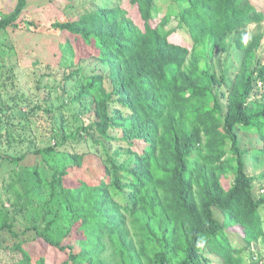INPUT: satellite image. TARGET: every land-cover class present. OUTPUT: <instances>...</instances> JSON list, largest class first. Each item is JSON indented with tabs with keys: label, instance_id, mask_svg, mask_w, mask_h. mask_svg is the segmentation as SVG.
<instances>
[{
	"label": "rangeland",
	"instance_id": "374dc122",
	"mask_svg": "<svg viewBox=\"0 0 264 264\" xmlns=\"http://www.w3.org/2000/svg\"><path fill=\"white\" fill-rule=\"evenodd\" d=\"M18 1L0 0V22ZM216 3L27 0L0 30V264L184 258L205 201L235 187L224 127L247 86L245 114L264 109V0ZM254 121L234 130L261 200L264 120ZM211 209L222 248L208 244L196 264H264V206L246 217L241 204L231 229Z\"/></svg>",
	"mask_w": 264,
	"mask_h": 264
},
{
	"label": "trees",
	"instance_id": "16d2710c",
	"mask_svg": "<svg viewBox=\"0 0 264 264\" xmlns=\"http://www.w3.org/2000/svg\"><path fill=\"white\" fill-rule=\"evenodd\" d=\"M238 1L240 0H216V4L225 5L226 7H228L226 9H237ZM26 2L27 0L18 1L16 12L11 17H8L0 22V30L12 23L23 12L24 8L26 7ZM255 8L257 9L256 6ZM203 10L204 9H201V11ZM261 12L264 14V10H261ZM261 12L260 14H262ZM234 16H236V12L234 10L230 11V19ZM230 19L228 20V22H230L229 24H233ZM192 29H195V25H192ZM229 31L230 29L226 28V32L228 33ZM135 80L137 81L138 79ZM250 91L251 89L247 86L245 94L239 97L235 105L234 115L231 118H227L226 125L224 127V132L230 137L233 142V151L237 160V178L235 187L232 189L225 200H222L220 196L212 195L205 201L203 207L204 216L199 217L195 220V226L191 230V240L185 247V256L181 261L175 264H196L198 262L196 253L205 251L212 243L213 244L211 245V247L215 248L217 251L219 248H222L219 240L223 237L225 225L218 219L214 218L213 211L211 209L213 206L222 210V212L225 214V223L230 229L237 227L236 218L241 214V204H243L252 213L251 215H246V217L254 216L253 214L257 213L258 209L261 206H264V198L258 200L254 197V194L252 192L250 181L248 180L247 174L245 172L247 157L240 149V141L236 135V131L234 130L235 126L237 125L249 126L251 120H255L256 122L264 120V109L254 117H249L244 112L246 97L247 95H249ZM152 110L153 109H151L150 111L152 112ZM159 117L160 114H155L156 120ZM136 123H138V118H136ZM147 129L148 131H150L149 127ZM133 179H136L137 181L139 180L137 177H133ZM236 205H238L237 210L235 209ZM193 212V207L191 206V210L188 209V211H186L184 214L186 216H190V213H192V217L194 219L195 216L193 215ZM243 234L244 236L249 238V234L245 232H243ZM70 256H72V260L78 262L79 264H89L90 260L93 259L90 254L81 256L76 255L74 252H72ZM220 256H223L224 259H226V262H229L233 259V257L228 252L222 253ZM94 261L95 260L93 259V263ZM97 263L98 261L94 264Z\"/></svg>",
	"mask_w": 264,
	"mask_h": 264
}]
</instances>
